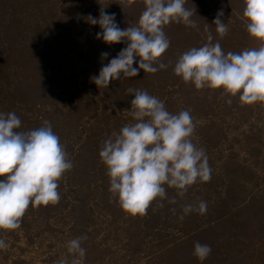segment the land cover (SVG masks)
<instances>
[{
	"label": "rangeland",
	"instance_id": "374dc122",
	"mask_svg": "<svg viewBox=\"0 0 264 264\" xmlns=\"http://www.w3.org/2000/svg\"><path fill=\"white\" fill-rule=\"evenodd\" d=\"M194 6L198 28H164L170 46L156 64L166 69H141L98 88L92 77L126 44L97 39L99 25L86 18L104 7L121 29L136 26L143 0H0V112H15L18 131L49 121L73 163L58 182L59 203L30 206L18 229L0 230L9 245L0 264H54L78 236H87L84 264H264V103L242 104L220 88L197 90L173 73L183 52L206 42L205 24L225 53L261 44L246 31L244 0H187L185 7ZM221 11L229 28L222 39L211 24ZM103 52L109 56L102 60ZM128 88L146 90L173 114L189 110L199 122L192 140L212 169L210 181L183 198L165 186L177 202L157 208V198L144 216L121 209L99 157L104 140L135 122ZM199 200L207 201L206 214L178 219L183 205ZM195 242L211 246L203 262L193 255Z\"/></svg>",
	"mask_w": 264,
	"mask_h": 264
},
{
	"label": "clouds",
	"instance_id": "9594fccd",
	"mask_svg": "<svg viewBox=\"0 0 264 264\" xmlns=\"http://www.w3.org/2000/svg\"><path fill=\"white\" fill-rule=\"evenodd\" d=\"M143 3L136 26L121 29L115 13L105 12L104 7L98 17L86 18L90 25H99L97 39L106 44H126L92 77L98 88H108L111 81L120 80L122 75L136 77L141 69L144 73L166 69L168 64H156L170 46L165 26L175 22L198 28L192 19L197 15L195 6L185 7L187 0ZM222 17L223 12H218L211 22L221 39L229 31ZM243 17L247 33L260 41V47L225 53L205 24L206 42L183 52L173 73L197 90L220 88L230 96L238 95L242 104L264 103V0H244ZM108 56L107 52L101 53L102 60ZM126 92L133 96L128 115L135 122L125 124L104 140L99 157L107 169L108 190L118 199L121 209L133 216H144L157 198V208L164 207L163 201L177 202L175 197H168L165 186L175 189L176 197L183 198L195 183L210 181L212 169L205 149L192 140L199 122L193 120L189 110L173 114L163 100L146 90L128 88ZM226 103L231 104V99ZM20 126L15 112H0V230L18 229L30 206L59 203L58 182L73 167L49 121L44 120L40 127L28 131H18ZM207 209L204 200L185 204L178 219L183 221L193 212L204 215ZM86 239L87 236H78L67 241L66 251L71 260L66 256L54 264H84L86 249L82 241ZM8 247L0 239V250ZM211 251L210 245L194 243L193 255L200 262Z\"/></svg>",
	"mask_w": 264,
	"mask_h": 264
}]
</instances>
